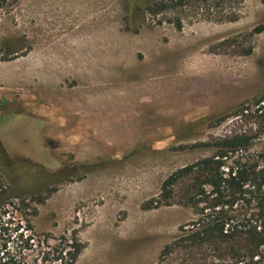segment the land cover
Segmentation results:
<instances>
[{"label":"rangeland","instance_id":"rangeland-1","mask_svg":"<svg viewBox=\"0 0 264 264\" xmlns=\"http://www.w3.org/2000/svg\"><path fill=\"white\" fill-rule=\"evenodd\" d=\"M3 43L0 170L20 199L0 198V247L76 232V264H155L194 215L143 206L213 154L200 143L250 127L232 113L264 92V0L181 30L131 0H0Z\"/></svg>","mask_w":264,"mask_h":264},{"label":"trees","instance_id":"trees-1","mask_svg":"<svg viewBox=\"0 0 264 264\" xmlns=\"http://www.w3.org/2000/svg\"><path fill=\"white\" fill-rule=\"evenodd\" d=\"M245 2L131 0V9L181 30L187 20L237 21ZM251 52L250 48L246 54ZM16 53L7 43L0 44L2 60ZM232 115L250 127L200 143L213 154L173 172L164 180L159 195L143 206L181 205L192 209L194 215L162 248L155 264H264V92L242 102ZM54 176L64 178L62 173ZM47 189L49 193L56 190ZM0 198L7 206H15V200L20 199L1 170ZM23 205L26 210L31 208L33 217L38 215L36 206L25 204V200ZM28 229L33 230L31 221ZM85 247L76 232L59 237L47 234L36 240L27 236L25 248L32 250L30 257L13 251L5 242L0 247V264H76Z\"/></svg>","mask_w":264,"mask_h":264}]
</instances>
